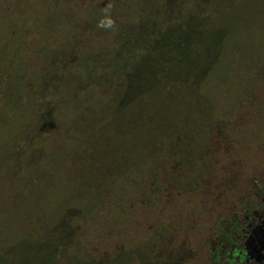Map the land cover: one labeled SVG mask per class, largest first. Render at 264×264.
<instances>
[{
    "label": "rangeland",
    "instance_id": "rangeland-1",
    "mask_svg": "<svg viewBox=\"0 0 264 264\" xmlns=\"http://www.w3.org/2000/svg\"><path fill=\"white\" fill-rule=\"evenodd\" d=\"M78 1L0 0V252L3 253L0 256L11 252L17 255L16 258L6 257L7 260L2 257L0 264H56L52 241L71 230L73 236L79 237L78 253L89 251L88 237H98L107 231L136 232L135 221H139V214L144 217L145 213L143 210L141 213L124 212L126 206H136L139 199L152 200L156 197V188L162 200L183 198L160 180L159 185L153 183L150 173L152 168L155 170L152 157L156 154L164 157L159 159L158 165L167 177L169 167L175 166V162L177 167L183 168L191 161L184 159L189 155L184 148L185 136L190 139L193 138L190 135L202 136L207 128L206 136L210 141L209 136L215 132L209 127L222 122L237 148L233 158L242 167L250 163L249 153L243 146L248 144L249 138L254 136L259 140L264 135V111H261L264 105L257 107L254 115L252 113L253 104H264V0H218L215 3L218 12L209 10L208 14L205 8L190 14L186 11L178 16L174 26L176 30L191 28L189 33L194 34V40L190 51L194 46H202L197 49L198 59L193 63L201 67L194 72L197 76L213 61L203 86L164 84L161 96L152 94L145 102L139 99L122 114L110 116V120L108 111L111 109L107 111L105 104H109L106 100L115 94L114 87L107 88V78L106 81L100 79V89L90 87L86 91L84 105L90 109L86 117L81 116L82 107L78 111L82 114L78 113L68 128H47L40 123L37 133L40 150L33 151L28 143L23 146L24 135H31L30 126L21 109L4 112L14 82L2 75L13 74L12 77L20 78L23 72L45 71L43 68L50 66L47 75H56L59 91H64L69 79L59 63L68 56L69 50L76 51L80 46L79 49L94 55L106 52L97 56L105 59L103 61L114 50L108 43L109 38L103 36L108 30L97 27L93 32L96 12L90 0L85 7L73 8L72 3L76 5ZM100 2L93 0L94 5ZM159 2L130 0L128 9H120L132 19L136 11L150 16L161 11ZM106 11L109 15V6L104 16ZM164 44L156 46L149 53V59L140 62V68L132 73L154 76L148 74V67L156 64L155 54L161 53L169 59L168 52H172V48ZM126 45L125 56L132 47ZM44 47L49 49L47 58ZM220 47L222 52L218 54ZM182 49L181 46L176 48L183 62L192 59L186 48ZM115 59L119 65V57ZM106 71L102 68L103 73ZM30 78L26 76V80ZM20 88L21 97H26L27 88ZM25 97L22 106L27 103ZM82 99L83 95L78 94L79 103ZM224 111L228 114L224 115ZM99 124L102 126L92 129ZM186 127H190V132ZM239 138L247 140L246 144L239 143ZM198 139L196 137L191 144H196ZM223 147H218L216 153L220 164L224 162ZM22 148L25 152L20 157L18 153ZM250 149L251 161L260 156L264 161L263 140L255 141ZM167 157L174 158L173 163ZM197 166L200 165L187 164V167ZM164 213L167 214V210ZM58 223L62 226L50 233Z\"/></svg>",
    "mask_w": 264,
    "mask_h": 264
},
{
    "label": "flooded vegetation",
    "instance_id": "flooded-vegetation-1",
    "mask_svg": "<svg viewBox=\"0 0 264 264\" xmlns=\"http://www.w3.org/2000/svg\"><path fill=\"white\" fill-rule=\"evenodd\" d=\"M263 105L253 104V115ZM221 123L207 125L215 132L210 141L207 128L202 136L184 137L189 153L184 159L200 166L187 167V163L182 168L175 162L167 177L158 165L164 157H152L153 183L160 180L183 198L162 200L156 188L152 200L139 199L136 206L124 209L129 213L144 211V217L139 214V221H135L136 232L107 231L88 237L89 251L78 253L77 247H69L67 252V247L69 257L61 254L64 260L57 264H76L72 260L78 254L84 264H264V161L260 156L253 162L250 154L255 141H264V135L259 140L249 138L248 144L239 138L250 156V163L241 167L233 158L237 148ZM186 129L190 132V127ZM196 137L198 142L192 145ZM222 145L224 162L220 164L216 153ZM167 159L173 163L174 158Z\"/></svg>",
    "mask_w": 264,
    "mask_h": 264
},
{
    "label": "trees",
    "instance_id": "trees-1",
    "mask_svg": "<svg viewBox=\"0 0 264 264\" xmlns=\"http://www.w3.org/2000/svg\"><path fill=\"white\" fill-rule=\"evenodd\" d=\"M217 1L218 0H160L158 5V9L161 10L160 12L156 11L150 16H147L144 12L136 11L132 19L130 14L125 11L122 12L120 9V7L128 9L130 0H101L98 5H94L93 0H90L92 10L96 12L93 32L94 29H97L99 22L105 18L103 12L106 10L107 6H109L108 16L114 21V27L108 30L109 33L107 35H103L109 38L108 43H111L114 49L109 53L110 57L107 58L106 61H103L105 59L97 58V56L101 57L106 52L100 55H94L91 52L89 53L88 50L79 49L80 46L76 48V51H73V49L69 50L68 56L59 63L61 70L69 79V84L66 85V90L64 91H59L55 82L56 75H47L46 71L50 66L48 69L44 67L43 69L45 71L39 69L38 72L34 70L31 73H29V71L27 73L23 72V76L20 78L12 77L13 74L2 75L3 78L10 79L14 82L12 93L10 92L11 99L9 98V102L7 103L8 106L4 112L8 114L12 110L21 109V112L25 115L24 120H26L30 126L29 133H31V135H24L25 140L23 139L22 141L23 146L28 143L29 145L27 146L32 147L33 151L40 150V144L38 143L40 139L39 137L37 138L38 126L40 123L47 128L53 126L60 129L68 128L67 125L72 123L71 120L81 111L82 107L83 115L81 116L86 117L90 111V109H87V105H84L86 102V91L90 87L100 89V87H102L98 82L100 79L106 81L107 78V88L109 87L111 89L114 87L112 92L115 94L111 96L110 100H106L109 104H105L107 106V111L109 107L111 109L108 111L109 119L110 116L122 114L139 99H143L145 102L150 99L152 94L159 93L161 96V87L164 84L189 83L190 87L193 85L197 87L198 84L203 86L206 72L212 69L213 61L208 64L207 68L199 73L200 76H197L198 74L194 72L201 69V67L198 65L193 66V63L198 59V56L195 55L198 51L197 49L202 48V46H194L193 51H190V45L193 46L191 42L194 40V34L189 33L191 28L185 25V28L176 30L174 26L178 21V16H183L186 11H188L189 14L194 10H200L202 8H205L208 14L209 10L216 11L217 8L215 3H217ZM72 4H74L73 8L76 6V9H78L82 6L85 7L87 0H79L76 5L74 2ZM138 7L142 9L140 6ZM87 32L88 31L85 29V33ZM77 41L80 42V39ZM163 42L165 43L164 47L167 45L172 48V52H168L169 59L163 57L161 53L155 54L156 57L154 61L156 64L148 67V74H154V76L133 74L132 72H136L140 68V62L148 60L150 57L149 53L152 52L156 46L161 47ZM126 44H130L132 47L127 50L125 56L123 53L127 47ZM73 45L72 43V46ZM179 46H181V49L182 47L186 48L187 54L193 56L191 57L192 59H190L192 60L191 62H189L190 60L183 62L184 58L182 54L176 50ZM48 50L49 49L46 47L43 48V52H46L44 55L45 58H47L49 54ZM221 52L222 47L219 48L218 54ZM117 56L119 57V65L116 63L115 59ZM55 63H58V61L56 60ZM181 64L184 68L182 71L180 70L182 69ZM102 68L107 69V71L103 73ZM115 74H117V78L113 76ZM26 76L31 77L30 80H26ZM22 86L26 87L28 91V93L25 92L26 97L25 95L23 96L27 99V103L23 106V97H21L22 89L20 88ZM78 94L83 95V99L80 103L77 100ZM225 114L228 113L224 111V115ZM101 124H99L100 126L96 125V127H92V129L101 127ZM24 133H26L25 129ZM19 150L20 153H18V156L23 157L25 148ZM21 160L22 159H20V161ZM30 178L32 179L33 177ZM36 211L39 212V210ZM59 223L53 226L52 230L50 229V233L54 232V228L57 230L62 226V224ZM69 224L71 223L69 222ZM69 224L68 227H70L71 230ZM71 231L64 236L55 238L53 241L50 238L55 246L52 248L54 249L52 254L54 255L56 264L58 261L64 260L63 257H69V255H67V252L71 251L69 247L74 249L80 246V242L75 241V236H73ZM67 247L68 251L66 252ZM8 250L7 247V251ZM0 254L2 253L0 252ZM61 254H64L63 257ZM7 255L0 256V259L4 257L5 260H7L6 257H17L16 252H11ZM72 262H77L79 264L85 263L80 254H78L77 258L72 260Z\"/></svg>",
    "mask_w": 264,
    "mask_h": 264
},
{
    "label": "clouds",
    "instance_id": "clouds-1",
    "mask_svg": "<svg viewBox=\"0 0 264 264\" xmlns=\"http://www.w3.org/2000/svg\"><path fill=\"white\" fill-rule=\"evenodd\" d=\"M98 27L104 30H111L114 27V21L107 15V11L105 18L99 22Z\"/></svg>",
    "mask_w": 264,
    "mask_h": 264
}]
</instances>
